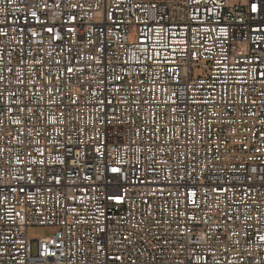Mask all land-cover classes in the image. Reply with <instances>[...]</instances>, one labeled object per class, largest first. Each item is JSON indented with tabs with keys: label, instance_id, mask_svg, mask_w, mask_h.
Here are the masks:
<instances>
[{
	"label": "built area",
	"instance_id": "built-area-1",
	"mask_svg": "<svg viewBox=\"0 0 264 264\" xmlns=\"http://www.w3.org/2000/svg\"><path fill=\"white\" fill-rule=\"evenodd\" d=\"M0 264H264V0H0Z\"/></svg>",
	"mask_w": 264,
	"mask_h": 264
},
{
	"label": "rangeland",
	"instance_id": "rangeland-1",
	"mask_svg": "<svg viewBox=\"0 0 264 264\" xmlns=\"http://www.w3.org/2000/svg\"><path fill=\"white\" fill-rule=\"evenodd\" d=\"M201 74H202L201 70H196L193 73L194 76L201 75ZM27 233H28V235L30 237L40 238V237H43V236L47 235L48 231H47V229L40 228L38 226H31V227L28 228Z\"/></svg>",
	"mask_w": 264,
	"mask_h": 264
},
{
	"label": "snow or ice",
	"instance_id": "snow-or-ice-1",
	"mask_svg": "<svg viewBox=\"0 0 264 264\" xmlns=\"http://www.w3.org/2000/svg\"><path fill=\"white\" fill-rule=\"evenodd\" d=\"M34 15H35V13H33V16H34ZM48 31H50V32H51V31H52V29H49ZM68 71H69V72H71V71H72V69H68ZM174 95H175V94H174ZM112 171H113V172H119L120 170H119V169H117V168H113V169H112Z\"/></svg>",
	"mask_w": 264,
	"mask_h": 264
}]
</instances>
